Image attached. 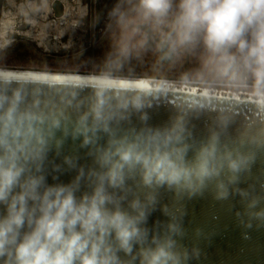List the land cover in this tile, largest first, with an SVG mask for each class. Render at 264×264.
<instances>
[{
  "label": "water",
  "instance_id": "water-1",
  "mask_svg": "<svg viewBox=\"0 0 264 264\" xmlns=\"http://www.w3.org/2000/svg\"><path fill=\"white\" fill-rule=\"evenodd\" d=\"M0 141V155L15 151L25 175L78 184V199L120 162L119 151L143 157L125 165L122 185L107 187L110 209L135 215L134 201L146 209L129 253L110 241L119 264H148L157 248L171 254L168 264H264V104L0 76ZM205 164L211 174L201 178ZM149 169L181 179L146 184Z\"/></svg>",
  "mask_w": 264,
  "mask_h": 264
},
{
  "label": "clouds",
  "instance_id": "clouds-1",
  "mask_svg": "<svg viewBox=\"0 0 264 264\" xmlns=\"http://www.w3.org/2000/svg\"><path fill=\"white\" fill-rule=\"evenodd\" d=\"M170 0H140L145 15L161 16ZM179 22L184 38L202 32L206 47L224 53L235 46L254 66L258 81H264V0H181ZM252 29L249 43L245 33ZM229 59H232L229 57ZM99 115V112H97ZM3 141H0L2 144ZM120 162L99 178L91 194L77 198L78 184L47 186L42 176L25 175L15 151L0 155V261L3 264H119L116 249L126 254L142 236L139 227L146 219V209L134 201L132 215L108 207L113 203L107 187L124 183L125 165L131 167L143 157L127 148L119 151ZM107 162V157L105 158ZM232 170L238 165L233 162ZM211 173L203 165L198 175ZM158 185L176 184L178 171L149 169L144 182ZM223 195V193H221ZM171 254L164 248L153 250L148 264H168Z\"/></svg>",
  "mask_w": 264,
  "mask_h": 264
},
{
  "label": "flooded vegetation",
  "instance_id": "flooded-vegetation-1",
  "mask_svg": "<svg viewBox=\"0 0 264 264\" xmlns=\"http://www.w3.org/2000/svg\"><path fill=\"white\" fill-rule=\"evenodd\" d=\"M180 3L170 0L167 12L155 16L144 14L140 0H0V70L264 97V81L235 46L213 53L202 32L184 38ZM252 31L244 36L249 43ZM40 55L46 70L10 65Z\"/></svg>",
  "mask_w": 264,
  "mask_h": 264
},
{
  "label": "bare ground",
  "instance_id": "bare-ground-1",
  "mask_svg": "<svg viewBox=\"0 0 264 264\" xmlns=\"http://www.w3.org/2000/svg\"><path fill=\"white\" fill-rule=\"evenodd\" d=\"M0 76L2 77H13V78H24V79H35V80H46V81H57V82H69V83H79V84H94L102 86H114V87H125V88H134V89H145V90H156V91H170L184 93L204 98L219 99L225 101H234V102H248V103H258L264 104V97L261 96H248V95H233V94H224L206 90H200L190 87H180L176 85H161V84H150L143 82H131L123 83L120 82H111V81H90L88 79H81L76 77H61L62 75L54 74H34L29 72H17V71H2L0 70ZM60 76V77H58ZM92 80V79H91Z\"/></svg>",
  "mask_w": 264,
  "mask_h": 264
},
{
  "label": "rangeland",
  "instance_id": "rangeland-1",
  "mask_svg": "<svg viewBox=\"0 0 264 264\" xmlns=\"http://www.w3.org/2000/svg\"><path fill=\"white\" fill-rule=\"evenodd\" d=\"M33 46H34V44H33ZM37 55H39V54H37ZM42 56H41V58L39 56H32V57L31 56H25L26 58L19 59V62H17V63H15V61L11 62L10 65H17V66H19L18 68L25 67L28 69L33 68V69H44V70H46L49 68V65H47V63L45 62L44 58H42ZM104 67L107 68V66H101L100 70L105 71ZM50 71H55V70H50ZM58 77H60V76H58ZM61 77H66V76H61ZM90 81H92V80H90ZM206 91H208V90H206ZM211 91H213V90H211ZM246 93H251V92H246Z\"/></svg>",
  "mask_w": 264,
  "mask_h": 264
},
{
  "label": "built area",
  "instance_id": "built-area-1",
  "mask_svg": "<svg viewBox=\"0 0 264 264\" xmlns=\"http://www.w3.org/2000/svg\"><path fill=\"white\" fill-rule=\"evenodd\" d=\"M164 85L169 86L168 84H164ZM173 85H174V84H173ZM176 86H179V85H176ZM180 87H190V86H180ZM190 88H194V87H190ZM212 92H218V91H212Z\"/></svg>",
  "mask_w": 264,
  "mask_h": 264
}]
</instances>
